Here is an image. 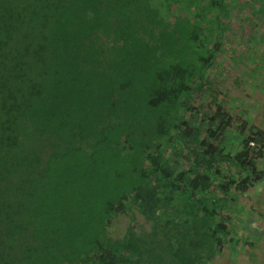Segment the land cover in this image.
Returning a JSON list of instances; mask_svg holds the SVG:
<instances>
[{
	"label": "trees",
	"instance_id": "16d2710c",
	"mask_svg": "<svg viewBox=\"0 0 264 264\" xmlns=\"http://www.w3.org/2000/svg\"><path fill=\"white\" fill-rule=\"evenodd\" d=\"M241 1L0 0V264H205L264 176Z\"/></svg>",
	"mask_w": 264,
	"mask_h": 264
},
{
	"label": "crops",
	"instance_id": "0c3cea01",
	"mask_svg": "<svg viewBox=\"0 0 264 264\" xmlns=\"http://www.w3.org/2000/svg\"><path fill=\"white\" fill-rule=\"evenodd\" d=\"M262 17L253 21L252 80L255 85L264 83V69L261 67L264 61L261 58V56L264 58V19ZM260 168L264 170L263 160ZM263 178L264 176L255 181L252 187L258 181L262 182ZM249 191L228 200L224 207L227 215L226 232L222 233L221 244H218L215 251L206 259L205 264H264V252L260 258L257 257L259 251L264 249V213L258 211L252 213L253 207L246 205L259 200L258 196L248 195Z\"/></svg>",
	"mask_w": 264,
	"mask_h": 264
},
{
	"label": "rangeland",
	"instance_id": "374dc122",
	"mask_svg": "<svg viewBox=\"0 0 264 264\" xmlns=\"http://www.w3.org/2000/svg\"><path fill=\"white\" fill-rule=\"evenodd\" d=\"M257 2V3H256ZM259 2H263L264 0H243L241 1L242 6H247V9L252 8L253 10L258 7ZM262 19H264L262 17ZM252 20L250 25H252ZM244 24H248L244 21ZM248 24V25H249ZM252 53V52H251ZM262 59L263 56H261ZM253 59V54H252ZM261 59V60H262ZM247 66L252 67V61H247ZM264 69V61L262 66ZM247 72H251L250 69ZM252 73V72H251ZM264 74V72H263ZM251 79V76H250ZM249 80V78H248ZM247 83H244L245 94H242V105H243V115L247 117V119L251 122L256 124L258 127L264 130V83L259 85H255L253 81L246 80ZM261 87V88H259ZM248 95V96H247ZM115 145V142L104 140L102 146L104 150L112 149ZM262 182H257L254 187H252L249 191L250 196H258L259 200L253 201L252 203H248V207H253L252 213L258 211L259 213H264V178ZM241 204H239L240 206ZM243 205V204H242ZM251 212L250 210H248ZM129 223H133L137 226L140 230H148L149 229V222L138 213L135 209H129L124 213L117 214L116 216L112 217L108 222L109 232L113 237H120L125 232V229ZM264 249L259 251L257 257H261L263 255ZM226 253V252H225ZM239 253V252H235Z\"/></svg>",
	"mask_w": 264,
	"mask_h": 264
},
{
	"label": "built area",
	"instance_id": "2783aa9c",
	"mask_svg": "<svg viewBox=\"0 0 264 264\" xmlns=\"http://www.w3.org/2000/svg\"><path fill=\"white\" fill-rule=\"evenodd\" d=\"M261 150H262V156H263V162H264V143H263V145L261 147Z\"/></svg>",
	"mask_w": 264,
	"mask_h": 264
}]
</instances>
